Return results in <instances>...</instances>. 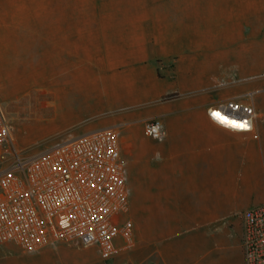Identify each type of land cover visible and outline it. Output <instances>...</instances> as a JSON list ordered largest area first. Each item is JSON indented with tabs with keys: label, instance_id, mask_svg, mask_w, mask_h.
I'll list each match as a JSON object with an SVG mask.
<instances>
[{
	"label": "rangeland",
	"instance_id": "rangeland-1",
	"mask_svg": "<svg viewBox=\"0 0 264 264\" xmlns=\"http://www.w3.org/2000/svg\"><path fill=\"white\" fill-rule=\"evenodd\" d=\"M262 11L264 0H0V101L16 146L34 152L131 122L129 132L119 126L124 149L131 137L153 142L138 116L243 103L235 91L264 82ZM53 248L28 254L0 244V258L83 264L91 251V263L104 262L92 248Z\"/></svg>",
	"mask_w": 264,
	"mask_h": 264
},
{
	"label": "crops",
	"instance_id": "crops-1",
	"mask_svg": "<svg viewBox=\"0 0 264 264\" xmlns=\"http://www.w3.org/2000/svg\"><path fill=\"white\" fill-rule=\"evenodd\" d=\"M232 97L253 107V133L211 121L207 111L225 101L215 100L149 118L162 122V142L137 144L131 137L122 149L120 141L134 247L100 264H244L241 213L264 205V82L246 83ZM149 119L133 122L142 128ZM118 126L129 132L133 123ZM90 252L82 263L99 264L90 262ZM0 264H12V256Z\"/></svg>",
	"mask_w": 264,
	"mask_h": 264
},
{
	"label": "built area",
	"instance_id": "built-area-1",
	"mask_svg": "<svg viewBox=\"0 0 264 264\" xmlns=\"http://www.w3.org/2000/svg\"><path fill=\"white\" fill-rule=\"evenodd\" d=\"M207 114L225 129L224 124L228 130L253 133L250 104L225 100ZM142 125L148 138L164 140L159 119ZM128 200L119 126L68 134L27 153L16 146L0 101V244L28 254L58 244L80 245L109 260L134 247L132 222H117L127 213ZM241 220L244 264H264V205L243 211Z\"/></svg>",
	"mask_w": 264,
	"mask_h": 264
},
{
	"label": "snow or ice",
	"instance_id": "snow-or-ice-1",
	"mask_svg": "<svg viewBox=\"0 0 264 264\" xmlns=\"http://www.w3.org/2000/svg\"><path fill=\"white\" fill-rule=\"evenodd\" d=\"M214 116H218V114L216 113H213ZM223 123H229V124H232L233 127H237V128H244L245 125H242V124H235V122H230V121H227V120H223L222 121Z\"/></svg>",
	"mask_w": 264,
	"mask_h": 264
},
{
	"label": "bare ground",
	"instance_id": "bare-ground-1",
	"mask_svg": "<svg viewBox=\"0 0 264 264\" xmlns=\"http://www.w3.org/2000/svg\"><path fill=\"white\" fill-rule=\"evenodd\" d=\"M223 126L226 127V128H228V129L230 128L228 125H225V124Z\"/></svg>",
	"mask_w": 264,
	"mask_h": 264
}]
</instances>
